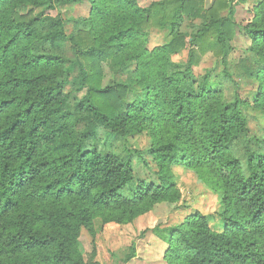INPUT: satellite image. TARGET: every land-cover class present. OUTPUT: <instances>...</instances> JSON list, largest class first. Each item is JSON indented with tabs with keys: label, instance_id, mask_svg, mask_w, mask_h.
Masks as SVG:
<instances>
[{
	"label": "trees",
	"instance_id": "16d2710c",
	"mask_svg": "<svg viewBox=\"0 0 264 264\" xmlns=\"http://www.w3.org/2000/svg\"><path fill=\"white\" fill-rule=\"evenodd\" d=\"M250 1L237 24L234 5ZM84 3L67 34L61 9ZM189 20L201 25L188 36ZM238 33L250 46L232 63ZM198 50L221 59L233 98L195 73ZM245 108L264 115V0H0V264H100L96 250L85 259L83 231L180 203L177 167L219 197L222 231L200 212L152 229L166 264H264V139ZM143 135L155 168L130 144ZM135 161L156 180H137Z\"/></svg>",
	"mask_w": 264,
	"mask_h": 264
},
{
	"label": "rangeland",
	"instance_id": "374dc122",
	"mask_svg": "<svg viewBox=\"0 0 264 264\" xmlns=\"http://www.w3.org/2000/svg\"><path fill=\"white\" fill-rule=\"evenodd\" d=\"M162 0H144L145 5L152 2ZM215 0H204V8L208 9L212 6ZM253 1L248 4L236 3L233 7L232 20L237 24H244L250 17L249 10L252 8ZM90 4L84 3L82 5L67 6L61 9L63 18L66 21V32L72 34L77 30L75 21L85 19L90 12ZM228 15L224 13L223 16ZM193 24L201 25V21L190 22L186 21L183 32L188 36L194 32ZM84 29V27H79ZM170 30L155 31L150 37V47L153 48L166 42H170ZM188 40V38H187ZM250 41L242 34L238 33L232 43L233 52L231 55V62L234 63L241 56L243 50L248 49ZM189 55V49H185L183 54L177 56L174 60H186ZM196 57V66L194 71L199 76H204L212 72L211 78L214 87L219 88L222 82L225 86L226 96L233 98L235 93L234 86L228 82H223L222 77V61L216 55L208 51L202 53L198 50ZM79 74L76 70L71 74L70 80L72 84L69 85L68 91L72 90V86L78 82ZM74 82V83H73ZM251 87L242 82L239 95L243 99H250ZM244 113L249 120V131L251 136H256L264 139V115L255 112L250 108H245ZM133 149L143 152L144 157L150 163L151 168H155V164L147 155L146 151L151 146V139L146 136H137L130 140ZM174 173L179 182V188L182 192V201L176 205L160 204L154 211L140 217L134 223L129 225L117 224H103L101 220L95 221V237L91 236L87 231H83L80 241L85 251V259L88 260L91 253L97 251V260L100 264H124V260L131 254L134 249L135 257L127 264H166L165 253L167 245L161 241L152 229L156 227L167 228L179 223L183 218L189 214L200 212L204 215L210 216L211 226L215 231H222L219 225L217 213L220 209L219 197L206 188L201 183L198 176L189 170L182 168H174ZM135 176L138 179H155L156 176L153 171L144 166L143 163L135 161Z\"/></svg>",
	"mask_w": 264,
	"mask_h": 264
}]
</instances>
